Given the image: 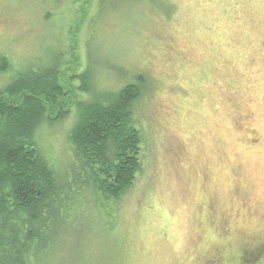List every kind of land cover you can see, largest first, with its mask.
I'll return each instance as SVG.
<instances>
[{"label": "rangeland", "instance_id": "rangeland-1", "mask_svg": "<svg viewBox=\"0 0 264 264\" xmlns=\"http://www.w3.org/2000/svg\"><path fill=\"white\" fill-rule=\"evenodd\" d=\"M87 1L0 0V89L59 54L80 104L140 90L131 187L109 215L78 189L39 264H264V0ZM77 103L35 134L59 171Z\"/></svg>", "mask_w": 264, "mask_h": 264}, {"label": "trees", "instance_id": "trees-1", "mask_svg": "<svg viewBox=\"0 0 264 264\" xmlns=\"http://www.w3.org/2000/svg\"><path fill=\"white\" fill-rule=\"evenodd\" d=\"M93 1L96 24L100 1ZM60 64L57 54L41 74L18 72L0 89V264L45 260L70 218L78 189L89 190L109 215L141 168L142 137L132 118L139 87L127 84L109 101L80 104L86 88H73L72 79L82 84L84 70L67 79ZM75 103L68 142L77 170L59 171L39 154L35 134L44 122L66 118Z\"/></svg>", "mask_w": 264, "mask_h": 264}]
</instances>
